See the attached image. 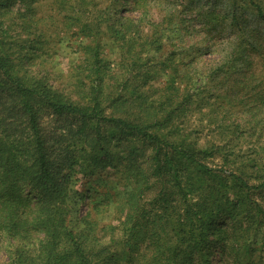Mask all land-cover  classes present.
<instances>
[{"label":"trees","instance_id":"16d2710c","mask_svg":"<svg viewBox=\"0 0 264 264\" xmlns=\"http://www.w3.org/2000/svg\"><path fill=\"white\" fill-rule=\"evenodd\" d=\"M40 1L49 14L36 13ZM186 1L202 16L197 45L218 55L208 68L201 51L172 63L170 36L186 20L166 0H0V264H264L253 197L264 164L229 149L246 125L253 135L264 125L211 103L239 64L223 98L256 82L264 104V0ZM129 6L136 15L121 16ZM14 13L38 58L49 56L46 32L78 38L66 73L25 65L31 49L5 22Z\"/></svg>","mask_w":264,"mask_h":264},{"label":"rangeland","instance_id":"374dc122","mask_svg":"<svg viewBox=\"0 0 264 264\" xmlns=\"http://www.w3.org/2000/svg\"><path fill=\"white\" fill-rule=\"evenodd\" d=\"M168 3V10L175 14L177 17L181 19H185L186 22L182 27H178L174 34H172L170 37H174L172 40L173 44V50L176 54L173 64L181 68L183 64L188 60L189 58L199 55V51L204 53L201 56V60L199 62L200 65L205 66L206 68L209 67L208 62H212L214 59H217L218 55L214 54H206L208 53L207 50V41L202 43L201 45L197 42L199 41L198 33H195L198 26L199 21L201 20L202 16H198L196 14V10L193 9L195 6V3L191 4L190 6L186 7L187 1L186 0H166ZM202 1V0H201ZM40 7L38 8V3L36 8V13L44 14L47 11V6L44 4L45 2L40 1ZM239 3V2H238ZM130 4V1L128 5ZM175 4V5H173ZM239 5V4H238ZM132 6V5H131ZM129 6L127 10L125 9L120 13L121 16H129V15H136V13H131L132 10ZM209 7V6H208ZM129 9V10H128ZM193 9V10H192ZM160 8H151L150 14L152 15L154 20H159L161 18V13L159 12ZM222 9L218 4H216L215 8L212 9L214 12V16L220 15L218 12H220ZM244 15V19H246L245 25L249 29H253V26H257L256 22L253 20L254 14L252 11L244 9L242 10ZM49 14V12L47 11ZM16 14V13H14ZM159 17V18H158ZM17 14L14 15V17H10L7 20H5L6 23L11 25L12 28H14L16 31L19 32L20 38L27 41L25 44L27 45L24 48L31 49L27 50L25 49L23 51V55L26 57L25 65H30L32 70H35L38 72V67H43L44 69H49L50 71H57L50 74V78L53 77V79H57L58 71L60 70L62 74L66 73V71L71 67L73 64V59L75 57V49L77 46V37H72V35L69 32H57L53 33L46 32L51 37L48 39L47 44L45 45V48L48 52L49 56L45 57H39L38 58V39L35 40V42H31L30 40L33 38V36H28L29 30H26L19 26V22H17ZM259 29L264 31V27H260ZM172 31H175L173 29ZM14 33V31H13ZM191 33V34H190ZM226 33V32H224ZM237 32L235 33V35ZM8 35L11 36V30L8 27ZM30 35V34H29ZM165 35V32H164ZM28 37L29 40H26L24 38ZM14 40V38L11 39V41ZM50 42V43H49ZM103 48H105V55L107 56V62L109 63L110 67H116L119 60V53L117 52V47L112 43L111 40L106 38L101 42ZM244 67L243 65L237 64L234 66V69L229 72L227 75V79L225 81V84L223 87L217 86L216 89L212 90L214 93L213 99L211 100V103H214L216 107L224 108L226 107L229 112L233 115L230 117L231 120L233 118H236V122L238 124H242L244 119L253 118L256 120H260L262 122V125H264V104L260 105L261 97L256 95V92L258 91V88H256V82H253L252 84H249L246 89H242L241 91V97H238L236 95H233L232 93H226V98H223V91L228 89V87L232 84V79L238 77V74L240 72V69ZM231 92H235L234 89L231 90ZM255 94V95H254ZM255 107H261L260 110L256 111ZM219 111V110H218ZM216 111V112H218ZM216 117H219V114L216 115ZM50 129H53L55 126V123L53 121H50L48 123ZM251 128L243 129L242 133H239V139L238 140H232L231 147L229 149H232L231 151V158L235 159V161H240L246 158L260 160L262 164H264V130L259 128L256 130L255 134L253 135V127L254 125H246ZM263 127V126H262ZM215 128V126L213 127ZM262 131V132H261ZM214 138V137H213ZM237 157V159H236ZM218 161V160H215ZM109 181H112V177L105 178ZM97 184L101 183L100 181L97 182ZM109 183V182H108ZM103 193H110L107 189H103ZM256 200V202L264 204V189L259 190L258 193H256L253 196ZM81 211V210H80ZM8 247H5V244H0V258L3 256L5 250H7ZM217 259V258H216ZM214 260V264L217 262V260ZM260 260V259H259ZM264 263V260L261 262ZM260 264V261L258 262Z\"/></svg>","mask_w":264,"mask_h":264}]
</instances>
